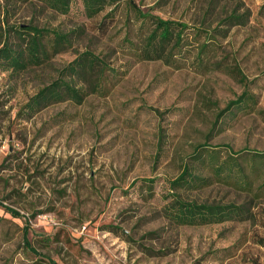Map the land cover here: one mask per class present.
<instances>
[{"label":"rangeland","instance_id":"obj_1","mask_svg":"<svg viewBox=\"0 0 264 264\" xmlns=\"http://www.w3.org/2000/svg\"><path fill=\"white\" fill-rule=\"evenodd\" d=\"M0 1V47L6 22L73 37L49 64L0 70V264H264V156L251 157L264 152V0H133L143 11L210 30L234 9L249 11L245 25L217 35L216 58L242 71L256 102L221 117L244 87L224 67L134 60L122 44V5L102 32L103 13L86 17L80 0L65 15L30 0ZM84 50L118 70L111 91L26 117L29 97ZM200 144L207 149L197 152ZM210 148L218 162L237 153L251 192L236 188L234 176L227 183L214 175L206 164ZM185 163L209 181L180 190L184 198L240 205L247 216L196 226L166 219L168 180Z\"/></svg>","mask_w":264,"mask_h":264},{"label":"trees","instance_id":"obj_2","mask_svg":"<svg viewBox=\"0 0 264 264\" xmlns=\"http://www.w3.org/2000/svg\"><path fill=\"white\" fill-rule=\"evenodd\" d=\"M218 1L220 0L209 2L216 5ZM30 2L38 4L43 9L65 15L70 11L73 0H30ZM80 2L83 13L88 18H94L103 13L97 24L98 30L102 32L114 25L117 19L116 11L122 5L123 18L127 27L122 44H125V48L136 61L160 60L165 65L180 68L187 65L188 60L191 59L190 63H196L203 68V71L224 67V70L242 85L244 90L236 99L229 101L217 117L240 105L247 107L255 104L254 95L246 89L249 81L242 71L235 65L225 66L222 60L216 58L220 48L217 35H225L229 27L245 25L249 19L248 10L230 11L219 20V25L210 30L143 11L133 0H80ZM4 9L0 1V14ZM262 11H264V4L261 6ZM130 25H132L131 28H129ZM220 25L225 27L220 28ZM135 26L138 27L140 34L132 40L129 33ZM71 34V32L37 24L14 26L6 22L3 26L4 42L0 47V70L19 73L49 64L56 54L68 51L72 47ZM118 79V70L112 68L104 58L90 50H84L58 69L55 78L29 97L24 105V115L31 117L45 107L63 101L80 104L90 94L106 96ZM199 147L205 150L208 146L200 144L196 149L197 152ZM236 154L229 153L227 158L218 162L215 150L210 148L207 155L209 160L206 164L215 176L224 177V182L229 183L234 176L236 188L251 192L253 181L248 180L244 175ZM262 156L264 152L255 151L251 155L252 158ZM143 181L152 183L153 179H143ZM208 181L206 177L194 172L187 163L183 164L179 174L168 180L169 200L163 207L164 217L175 225L196 226L247 216V210L243 206L232 203L198 202L196 199L184 198L180 192V190L187 192L190 188L197 189L205 186ZM253 196L259 197L257 194Z\"/></svg>","mask_w":264,"mask_h":264}]
</instances>
